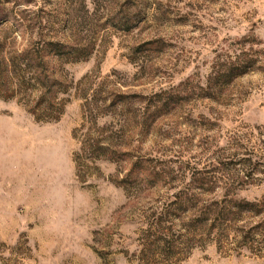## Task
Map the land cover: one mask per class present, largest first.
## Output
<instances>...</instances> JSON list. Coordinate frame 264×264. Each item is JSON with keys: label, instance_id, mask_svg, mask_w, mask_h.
I'll return each mask as SVG.
<instances>
[{"label": "rangeland", "instance_id": "374dc122", "mask_svg": "<svg viewBox=\"0 0 264 264\" xmlns=\"http://www.w3.org/2000/svg\"><path fill=\"white\" fill-rule=\"evenodd\" d=\"M40 39L91 54L58 68V121L0 99V264H139L151 226L193 182L209 183L191 191L205 201L264 198V0H0L8 52ZM92 75L146 100L130 162L86 160L81 180L78 84ZM250 228L253 249L210 241L179 264H264V219L236 229Z\"/></svg>", "mask_w": 264, "mask_h": 264}, {"label": "trees", "instance_id": "16d2710c", "mask_svg": "<svg viewBox=\"0 0 264 264\" xmlns=\"http://www.w3.org/2000/svg\"><path fill=\"white\" fill-rule=\"evenodd\" d=\"M90 54L86 48L43 39L29 44L21 53L8 52L7 44L0 43V99L20 98L37 121H58L65 107L59 95L68 90V85L58 75V68L65 63L86 60ZM242 74L240 68L230 69L217 73L215 79L225 81ZM98 78L92 75L78 84L84 102V124L74 135L82 132L81 154L75 157L81 180L85 179L81 170L89 169L86 160L130 162L131 124L141 117V110L134 107L146 100L139 95L119 92L109 81L110 76L96 88ZM168 104L167 101L163 105ZM148 112V122H153L158 113H150V109ZM107 116L113 118V122L100 127L99 119ZM205 184L209 186L205 181L193 182L190 191L175 196L160 213L145 236L138 255L139 264H179L195 247L210 241H215L219 249L233 243L239 249H253L256 228H250L242 236L236 228L247 217L264 219V198L248 201L226 195L221 200L205 201L191 193L193 187L203 188ZM233 235L234 242H231Z\"/></svg>", "mask_w": 264, "mask_h": 264}]
</instances>
